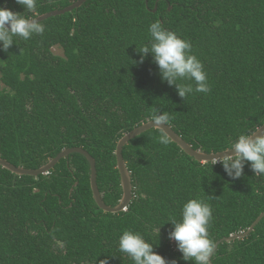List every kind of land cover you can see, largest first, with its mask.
<instances>
[{"label": "trees", "instance_id": "16d2710c", "mask_svg": "<svg viewBox=\"0 0 264 264\" xmlns=\"http://www.w3.org/2000/svg\"><path fill=\"white\" fill-rule=\"evenodd\" d=\"M76 1L37 0L35 15ZM0 6L25 12L15 0ZM155 21L191 42L210 93L183 99L161 81L151 54L134 63ZM41 23L42 36L15 37L0 50V157L16 166L38 169L63 149L83 147L96 159L103 200L116 206L123 196L117 144L157 110L207 153L264 124V0H87ZM159 135L150 129L124 147L134 198L118 213L96 203L83 154L37 177L0 165V264H134L118 248L125 230L140 233L169 264H193L168 239L169 218L179 220L189 199L211 205L214 246L264 212V176L246 164L232 180L219 163L199 162ZM210 264H264V218L248 237L221 243Z\"/></svg>", "mask_w": 264, "mask_h": 264}, {"label": "clouds", "instance_id": "9594fccd", "mask_svg": "<svg viewBox=\"0 0 264 264\" xmlns=\"http://www.w3.org/2000/svg\"><path fill=\"white\" fill-rule=\"evenodd\" d=\"M15 3L24 8V14L0 6V50L5 52L15 43V37L29 40L34 35L42 36L45 32V25L35 15L37 0H15ZM148 33V43L137 49L140 59L134 63L142 64L148 54H151L161 81L175 86L178 96L183 99L195 93H210L211 87L204 65L192 53L190 41L164 28L160 21L151 23ZM169 119L168 113H160L159 110L149 117V123L160 130L157 140L163 145L170 142L166 128ZM218 153L227 154L214 156L210 161L212 167L219 163L232 180L239 179L244 174L246 164L255 176H264V125L258 126L254 131L241 132L226 151L213 154ZM179 215V220L169 218L173 227L168 233V239L176 242L182 260L193 261V264H210L214 249L208 232L213 219L211 205L202 199L191 198L183 204ZM118 248L134 264H169L153 250V244L146 242L138 232L125 230L119 237ZM171 264L177 262L173 260Z\"/></svg>", "mask_w": 264, "mask_h": 264}, {"label": "water", "instance_id": "95a60500", "mask_svg": "<svg viewBox=\"0 0 264 264\" xmlns=\"http://www.w3.org/2000/svg\"><path fill=\"white\" fill-rule=\"evenodd\" d=\"M87 0H78L75 3L63 8V9H57L53 10L51 12H47L44 14L38 15L40 22L48 19L52 16L62 15L66 14L68 12L73 11L76 8L81 7ZM148 2V0H146ZM170 7L169 9H171ZM156 11V9L154 10ZM264 125V124H263ZM153 127L149 121L142 123L141 125L135 127L133 130L127 132L118 142L117 148H116V158H117V168L119 170L120 176H121V185L123 189V196L120 200V202L116 206H110L105 203L103 200L102 194L100 192L98 182H97V163L96 159L91 155L89 151H87L85 148L80 146L70 147L63 149L57 156L52 158L47 164L43 165L42 167L38 169H28L22 166H16L12 164L11 162L5 160L4 158L0 157V165H2L4 168L10 170L11 172L17 174V175H31V176H39L42 174H47L52 168H54L61 159L68 157L72 153H80L83 154L90 162L91 165V188L93 191V197L98 204V206L105 212H113L118 213L126 210V208L130 205L134 198V192H133V184H132V176L131 172L129 171L126 161L123 156V149L124 147L135 137L141 135L142 133L153 129ZM168 135L170 139L177 143L179 147L183 151H185L188 155L194 157L197 161L202 163H207L204 159H207L209 162L214 158V156L227 154V153H207L200 149H195L190 143H188L181 135H179L169 124L166 125ZM158 129V128H155ZM227 150V149H226ZM224 150V151H226ZM230 151V150H229ZM220 152V151H219ZM264 218V212L261 213L257 219L252 223V225L246 230L242 231L236 234H232L230 236L224 237L216 242L213 253L210 257V262L212 261V257L214 253L217 251L219 245L225 241L231 242L236 239H243L248 237L256 228V226L260 223V221Z\"/></svg>", "mask_w": 264, "mask_h": 264}, {"label": "rangeland", "instance_id": "374dc122", "mask_svg": "<svg viewBox=\"0 0 264 264\" xmlns=\"http://www.w3.org/2000/svg\"><path fill=\"white\" fill-rule=\"evenodd\" d=\"M54 52L57 54H62V49L60 47H54Z\"/></svg>", "mask_w": 264, "mask_h": 264}]
</instances>
